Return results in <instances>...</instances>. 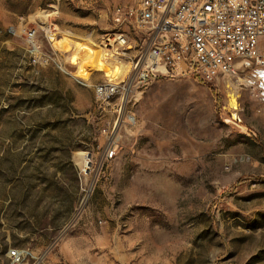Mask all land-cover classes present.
<instances>
[{
	"label": "rangeland",
	"instance_id": "rangeland-1",
	"mask_svg": "<svg viewBox=\"0 0 264 264\" xmlns=\"http://www.w3.org/2000/svg\"><path fill=\"white\" fill-rule=\"evenodd\" d=\"M139 2L0 0V264H264V103L184 76L120 109L56 64L44 27L100 43Z\"/></svg>",
	"mask_w": 264,
	"mask_h": 264
},
{
	"label": "built area",
	"instance_id": "built-area-1",
	"mask_svg": "<svg viewBox=\"0 0 264 264\" xmlns=\"http://www.w3.org/2000/svg\"><path fill=\"white\" fill-rule=\"evenodd\" d=\"M117 13L129 30L105 34L100 43L110 60L130 64L125 75L111 80L99 70L103 78L93 82L77 74L68 55L70 68L56 62L77 83L91 86L99 101L119 99L122 109L133 88L160 77L193 76L222 85L232 94L250 90L264 103V0H140L136 7H118ZM44 29L60 53L50 39L60 33L50 26ZM26 33L28 42L37 47L36 29ZM114 153V148L107 150L105 158ZM8 254L12 262L21 260L15 249Z\"/></svg>",
	"mask_w": 264,
	"mask_h": 264
},
{
	"label": "bare ground",
	"instance_id": "bare-ground-1",
	"mask_svg": "<svg viewBox=\"0 0 264 264\" xmlns=\"http://www.w3.org/2000/svg\"><path fill=\"white\" fill-rule=\"evenodd\" d=\"M50 39L56 49L62 55H68L77 66V74L90 79L96 71H104L105 74L114 80L118 76H123L128 71L130 64H122L109 59L103 45L91 37L73 32H61L60 36L51 34ZM64 47H68L66 51ZM70 53V55H69ZM232 104L234 101L232 100ZM79 163L83 170H86L89 159L85 152L78 153Z\"/></svg>",
	"mask_w": 264,
	"mask_h": 264
},
{
	"label": "trees",
	"instance_id": "trees-1",
	"mask_svg": "<svg viewBox=\"0 0 264 264\" xmlns=\"http://www.w3.org/2000/svg\"><path fill=\"white\" fill-rule=\"evenodd\" d=\"M8 250L7 242L2 243V247L0 246V257L4 256Z\"/></svg>",
	"mask_w": 264,
	"mask_h": 264
}]
</instances>
